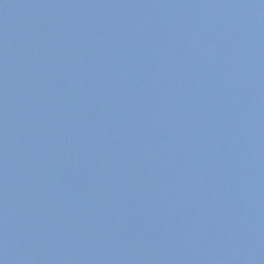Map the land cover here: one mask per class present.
<instances>
[{"label": "water", "instance_id": "1", "mask_svg": "<svg viewBox=\"0 0 264 264\" xmlns=\"http://www.w3.org/2000/svg\"><path fill=\"white\" fill-rule=\"evenodd\" d=\"M0 264H264V0H0Z\"/></svg>", "mask_w": 264, "mask_h": 264}]
</instances>
